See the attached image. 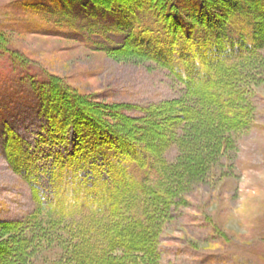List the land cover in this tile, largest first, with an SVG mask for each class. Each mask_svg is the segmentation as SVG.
Masks as SVG:
<instances>
[{
    "label": "trees",
    "instance_id": "obj_1",
    "mask_svg": "<svg viewBox=\"0 0 264 264\" xmlns=\"http://www.w3.org/2000/svg\"><path fill=\"white\" fill-rule=\"evenodd\" d=\"M33 2L24 17L40 6ZM83 8L88 16L63 14L60 25L105 41L94 47L112 57L166 69L186 97L146 105L140 116L92 102L60 78L26 71L9 45L16 29L0 27V58L21 71L0 73L8 94L0 111L23 103L40 120L34 144L0 123V154L36 206L20 221L0 220V264H29L50 243L59 250L53 264H158L170 209L220 164L228 135L249 124L246 77L264 52V0H89ZM26 26L42 35L35 22ZM173 145L181 153L170 164Z\"/></svg>",
    "mask_w": 264,
    "mask_h": 264
},
{
    "label": "rangeland",
    "instance_id": "obj_2",
    "mask_svg": "<svg viewBox=\"0 0 264 264\" xmlns=\"http://www.w3.org/2000/svg\"><path fill=\"white\" fill-rule=\"evenodd\" d=\"M32 1L40 6L27 10L24 17V6ZM87 1L0 0V27L16 29L9 45L17 50L26 71L60 78L92 102L128 106L130 110L123 113L130 116H140L139 109L146 105L186 97L185 87L166 69L138 58L112 57L94 47L105 41L88 40L60 25L58 18L63 14L88 16L83 8ZM20 16L25 18H20L21 23L16 20ZM33 22L42 35L23 30V25ZM110 41L121 44L124 40L112 37ZM20 72L13 73L8 57L0 58V73L13 77ZM252 72L246 77L244 95L253 106L249 124L228 135L230 148L220 164L170 209L173 219L164 225L158 264H264V52ZM7 97V91H0V109ZM9 110L0 111V123L8 120L34 144L40 131L36 113L23 103ZM180 153L176 145L168 148V163H174ZM35 207L31 189L0 154V220L20 221ZM58 255V248L50 243L28 263L53 264Z\"/></svg>",
    "mask_w": 264,
    "mask_h": 264
}]
</instances>
